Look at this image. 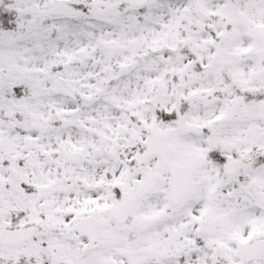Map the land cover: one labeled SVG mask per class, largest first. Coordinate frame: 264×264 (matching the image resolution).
<instances>
[{"label":"snow or ice","instance_id":"snow-or-ice-1","mask_svg":"<svg viewBox=\"0 0 264 264\" xmlns=\"http://www.w3.org/2000/svg\"><path fill=\"white\" fill-rule=\"evenodd\" d=\"M0 264H264V0H0Z\"/></svg>","mask_w":264,"mask_h":264}]
</instances>
